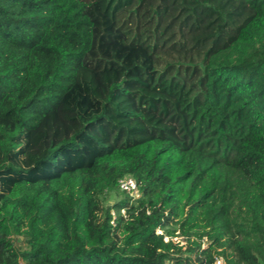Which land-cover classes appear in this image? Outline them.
Returning <instances> with one entry per match:
<instances>
[{"label":"trees","instance_id":"1","mask_svg":"<svg viewBox=\"0 0 264 264\" xmlns=\"http://www.w3.org/2000/svg\"><path fill=\"white\" fill-rule=\"evenodd\" d=\"M76 1L73 82L0 112V264H264V0ZM69 2L0 0V110Z\"/></svg>","mask_w":264,"mask_h":264},{"label":"rangeland","instance_id":"2","mask_svg":"<svg viewBox=\"0 0 264 264\" xmlns=\"http://www.w3.org/2000/svg\"><path fill=\"white\" fill-rule=\"evenodd\" d=\"M88 41L89 21L82 14V5L70 0L59 13L54 29L33 50L23 90L6 97L1 114L25 125L36 123L43 110L53 107L62 91L73 82ZM116 198L110 194L105 204L111 205ZM215 264H222L221 259Z\"/></svg>","mask_w":264,"mask_h":264},{"label":"built area","instance_id":"3","mask_svg":"<svg viewBox=\"0 0 264 264\" xmlns=\"http://www.w3.org/2000/svg\"><path fill=\"white\" fill-rule=\"evenodd\" d=\"M119 188L135 197L139 196L137 184L132 177L126 176L118 181ZM124 213V210L122 211Z\"/></svg>","mask_w":264,"mask_h":264}]
</instances>
